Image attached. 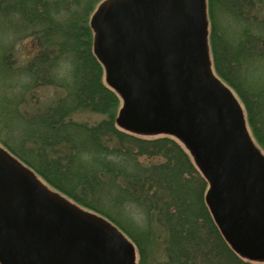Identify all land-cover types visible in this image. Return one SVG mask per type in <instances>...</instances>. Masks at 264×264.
I'll return each instance as SVG.
<instances>
[{
	"label": "trees",
	"instance_id": "trees-1",
	"mask_svg": "<svg viewBox=\"0 0 264 264\" xmlns=\"http://www.w3.org/2000/svg\"><path fill=\"white\" fill-rule=\"evenodd\" d=\"M104 1L0 0V14L13 21L21 45L14 53L15 42H0V79L18 76L26 82L31 74L33 94L47 84L60 89L48 101L26 95L25 89L2 98L0 121L8 128L0 127V138L6 131L11 135L0 139V148L43 185L112 225L137 251L138 264L157 258L155 251L164 256L158 264H257L221 234L205 201L209 182L189 145L165 131L148 137L118 124L124 99L95 53L97 33L91 25ZM204 3L212 73L236 93L247 135L260 154L264 19L251 16L253 0ZM220 10L252 21L249 25L259 30L227 38L216 18Z\"/></svg>",
	"mask_w": 264,
	"mask_h": 264
},
{
	"label": "water",
	"instance_id": "water-1",
	"mask_svg": "<svg viewBox=\"0 0 264 264\" xmlns=\"http://www.w3.org/2000/svg\"><path fill=\"white\" fill-rule=\"evenodd\" d=\"M204 0H106L95 53L124 106L118 124L183 139L206 174L207 206L228 244L264 260V157L242 108L214 77ZM110 224L48 189L0 148V264H134Z\"/></svg>",
	"mask_w": 264,
	"mask_h": 264
},
{
	"label": "rangeland",
	"instance_id": "rangeland-1",
	"mask_svg": "<svg viewBox=\"0 0 264 264\" xmlns=\"http://www.w3.org/2000/svg\"><path fill=\"white\" fill-rule=\"evenodd\" d=\"M252 7L253 8H251V9L249 8L248 9L250 11V13H251V16L255 17V18L259 19V20H261L262 18L264 19V0H253ZM76 8L77 7L74 6V9H76ZM216 18H217L219 24H221L225 29H227L228 32L226 34H227V38H229V39L230 38L236 39V38L240 37L241 33L244 30H250L251 32H254V33L257 32V30H259V29L255 30L256 29L255 27H252V26L249 25V24H252V25L255 24V23H251L252 21H250L248 23L247 21H243L242 19L239 20V18H235L230 13L221 12V10L217 11ZM12 23H13V21L10 22V21L6 20L5 17L3 16V14H0V42L4 41L3 45L7 44L8 46H11L13 44V42H15L14 46L12 47V51L14 53H16L17 51L19 52L21 45H20V42L18 41L17 37H15V35H18V32H16L17 30H15V27L12 26ZM28 33H29V30H28L27 34ZM16 39H17V41H16ZM29 39H28V36H27L26 40L24 41L25 45H23L24 46L23 47L24 51H22V52L25 54V56L29 55L28 52H26L28 47H30V40ZM4 52H5V50L3 48L2 51H1V55ZM20 59H23L24 63H25L26 58L20 57ZM263 64H264V62H263ZM30 76L31 77L30 78L28 77L26 82H24L23 80L20 81L18 76H15L14 78L12 77V78H9V79H0V106H1V104L3 102L2 98H4L5 96L9 97L10 95L18 96L19 93L22 90H24V89L26 90V93H25L26 95L33 94V89L32 88H33V86L35 84L33 79L35 77L33 75H31V74H30ZM37 76L40 77L39 74ZM218 79L220 80V78H218ZM260 79H264V76H262ZM14 83H17V87L16 88H18V89L15 88L14 90H12L13 92H11L10 91L11 85H13ZM46 86L47 87H44V86L38 87L37 86V88L35 89V93L33 95H38L37 98L43 99L45 101H48L51 98L60 95V89L59 88H56L55 86H53L51 84H47ZM229 89L233 93V96L237 97L236 93L230 87H229ZM122 103L123 102H121V105H122ZM239 103H240V106H242L240 101H239ZM94 118L99 119L100 118V114H95ZM3 119H4V117H2V112H0V120L3 121ZM8 123H10V122L8 121ZM7 126L8 125H6L5 123L3 124V122L0 121V127H7ZM9 134L11 135L10 132H9ZM1 135L3 137L1 136L0 139H5L6 138L5 136H7V137L10 136V135H8L7 131L3 132ZM159 135H161V134H156V136H159ZM15 136L17 137V135H15ZM145 136L149 137L151 135H145ZM178 141L183 144L182 141H180V140H178ZM183 145L185 146L184 148L186 149L187 148L186 145L185 144H183ZM260 154L264 157V152L262 150H260ZM48 188L53 191V189L50 186H48ZM155 253L158 254L156 256L157 258H155L153 255H151V257H148V263L146 262L147 264H158L157 261L163 262V260H164L163 253H161V251H155ZM156 259H158V260H156ZM138 260H139V256H138V253L136 251L134 264H138ZM255 263L264 264V260H256Z\"/></svg>",
	"mask_w": 264,
	"mask_h": 264
},
{
	"label": "bare ground",
	"instance_id": "bare-ground-1",
	"mask_svg": "<svg viewBox=\"0 0 264 264\" xmlns=\"http://www.w3.org/2000/svg\"><path fill=\"white\" fill-rule=\"evenodd\" d=\"M134 262H135V258H134Z\"/></svg>",
	"mask_w": 264,
	"mask_h": 264
}]
</instances>
